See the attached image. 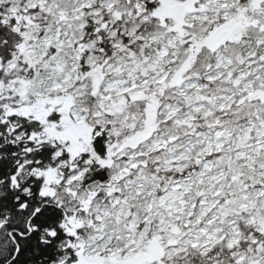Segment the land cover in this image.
Wrapping results in <instances>:
<instances>
[{"label": "snow or ice", "instance_id": "1", "mask_svg": "<svg viewBox=\"0 0 264 264\" xmlns=\"http://www.w3.org/2000/svg\"><path fill=\"white\" fill-rule=\"evenodd\" d=\"M0 264H264V0H0Z\"/></svg>", "mask_w": 264, "mask_h": 264}]
</instances>
